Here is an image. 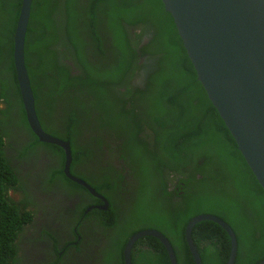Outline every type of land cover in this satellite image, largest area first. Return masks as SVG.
I'll return each instance as SVG.
<instances>
[{"label":"trees","instance_id":"16d2710c","mask_svg":"<svg viewBox=\"0 0 264 264\" xmlns=\"http://www.w3.org/2000/svg\"><path fill=\"white\" fill-rule=\"evenodd\" d=\"M75 2L73 8L81 11L78 18L83 27L95 31L99 18L102 36L116 39L113 49L117 56L109 57L108 63L101 61L86 75H71L67 65L53 55L60 38L56 27L69 21L70 0H32L25 63L41 126L53 136L65 133L72 146L71 172L99 193H108L113 212L107 216L110 219L105 227L111 230L102 260L105 264H124L122 250L128 236L155 228L170 241L177 264H195L184 229L192 216L209 212L228 222L235 232L233 264H257L264 258V191L197 79L173 18L161 0ZM20 3L0 0V264H24L19 242L26 223L34 216L29 210H34V202L30 201L32 175L22 165L37 159L38 151L43 149L55 159L54 165H48L50 177L43 175L46 189L56 184L61 197L76 194L79 205L85 207L92 198L82 185L64 174L63 148L40 141L27 122L13 61V33ZM59 4H67L60 9V19L55 7ZM136 22H144L145 29L152 31L143 50L157 57L144 75L143 88L127 83L120 91L126 72L117 62L118 55L134 52L126 27ZM35 46L37 58L32 57ZM100 53L104 56L106 50ZM47 59L49 64L44 62ZM132 64L138 67L137 57ZM63 101L68 106L53 126L52 114ZM106 133L115 139L107 142ZM103 144L111 146L105 148ZM109 150L117 153L119 160L125 161L124 169L129 170V177L121 176L122 187L115 167L100 169L99 160ZM83 163L92 166L80 168ZM218 200L224 202L220 207L216 206ZM58 212L59 219L66 218L62 210ZM79 228V223L70 225L76 233ZM191 237L202 264H226L230 238L218 223L208 219L196 222ZM52 246L56 247L54 239ZM65 260H72L71 256ZM132 264L171 261L161 241L145 235L135 241Z\"/></svg>","mask_w":264,"mask_h":264},{"label":"water","instance_id":"95a60500","mask_svg":"<svg viewBox=\"0 0 264 264\" xmlns=\"http://www.w3.org/2000/svg\"><path fill=\"white\" fill-rule=\"evenodd\" d=\"M170 13L182 44L207 97L232 134L237 147L264 191V0H161ZM32 0H21L13 33V61L20 97L27 122L40 141L65 149L63 172L94 195L96 190L70 172V147L45 131L35 109V96L25 63V38ZM212 220L227 232L230 253L226 264H233L237 239L234 230L221 217L209 212L192 216L184 237L194 257L202 264L191 237L194 224ZM156 236L177 264L174 249L158 229L133 232L123 247L124 264H131V249L140 236ZM257 264H264V258Z\"/></svg>","mask_w":264,"mask_h":264},{"label":"flooded vegetation","instance_id":"af4514ba","mask_svg":"<svg viewBox=\"0 0 264 264\" xmlns=\"http://www.w3.org/2000/svg\"><path fill=\"white\" fill-rule=\"evenodd\" d=\"M76 1L79 5V2H82L83 0ZM75 4V0H70L71 7H68L72 9L71 14L69 15V21L64 22L63 24H57L56 30L60 35V38L57 45L53 48V55H55L58 59H61L63 63L67 65L71 75H86L94 70L93 67L101 65V61L108 63L109 57L113 56L114 58L117 56L113 49L116 39L112 35L109 40L108 38L102 36L103 32L101 30L99 18L96 22V26L94 27L95 31L92 28L83 27L78 18V12L81 14V11L77 8H73ZM66 6L67 4H59L58 6H55L56 10H59L56 13V16L59 19L62 18V12L60 9ZM63 28H68L69 32H66ZM126 31L130 37V47L134 50V52H132V54L124 53L123 56L118 55L119 60L117 62L120 68L126 72L125 78L122 79L121 84L118 87L120 91L125 90L127 83L143 88L145 80L144 75L152 64L153 59L157 57V55H149L143 50V46L149 42L152 33V31L149 32L145 29L144 22L128 23ZM71 39L73 40L72 42L70 41ZM103 48L106 50V54L104 56L100 53V50ZM32 57H38L36 46L32 52ZM136 57L138 59V67L132 64V61L135 60ZM48 59L44 61L45 64H49L50 60ZM67 106L68 104L65 101H63L60 106L57 104L52 114L51 125H53L52 123L54 122L59 123L58 115L63 114ZM60 125L62 128L64 127L63 121ZM61 134L62 136H65V133ZM75 135L77 138L81 137L82 139V136L77 133H75ZM86 135L88 134L86 133ZM88 137L89 135L85 136V140H87ZM115 137L116 136L110 137L107 133L105 134V139H108L107 142H111L115 139ZM110 146L111 144L102 145V147L105 148H109ZM42 150L38 151L37 159H29L23 163L22 167L23 170L29 171L30 177L32 175L30 189L33 195H31L30 201L34 202L37 206V212L41 213V210L46 209V211L54 217H52V221H48L51 223L48 227V232L56 241V247L52 246L53 250L56 251L58 249L60 254L64 256L72 254V259L74 261L79 259L78 262L80 264H105L102 260V256L104 255L106 249L108 231L111 230L110 228H106L105 225H107L106 222L110 219L107 218V216H110L113 212L111 210V202L108 193H99L100 191H96L99 194V196H97L83 186L92 195V198L87 203V207L79 205L78 195L75 194L69 196L67 194L69 199L66 209L73 212L74 215L64 212V217H66L65 219H56L54 212L62 210L63 206L66 205V197L64 195L61 197L56 184H53L51 188H45L43 175L46 178L50 177L48 165H54L55 159L54 155H49L45 152V150ZM108 152L109 154L105 155V157H101L99 160L100 169L103 170V168L110 169L115 167L120 172L118 182L120 183V187H122L124 182H122L121 176L123 177L125 175L129 177V170L124 169L126 167L125 161L121 162L122 160H119V155L117 153L113 155L111 150ZM91 166V163H83L79 165L80 168L84 169L90 168ZM73 222L80 224V232H71L72 235L69 239L77 237L80 238V241L77 242L73 239L72 244L77 242L79 245L82 241L91 244L89 246L80 247L79 253L71 252V247L74 245L69 244L68 246H65L66 242H64L65 240L61 236L67 237L68 234H61L59 229V224H65L66 228H69L70 224ZM36 230L38 234H41L42 230L40 227H36ZM74 232H76V229H74ZM44 234H46L49 239V235L47 233ZM57 239L59 240V243ZM42 244L43 243L39 244V246ZM32 248L33 247L31 246L23 249L24 256L21 255L22 260L28 256V253H30L31 260L37 262L35 261V257L32 255ZM34 250L38 254L37 257H39V255H43L41 247ZM47 260H49V258H47Z\"/></svg>","mask_w":264,"mask_h":264},{"label":"clouds","instance_id":"9594fccd","mask_svg":"<svg viewBox=\"0 0 264 264\" xmlns=\"http://www.w3.org/2000/svg\"><path fill=\"white\" fill-rule=\"evenodd\" d=\"M29 23V22H28ZM28 28V27H27ZM27 33V32H26ZM25 44H26V38H25ZM32 90H33V88H32ZM33 93H34V91H33ZM35 96V95H34ZM22 102V101H21ZM3 106V105H2ZM35 109H36V106H35ZM36 113H37V110H36ZM37 116H38V114H37ZM39 118V117H38ZM39 121H40V119H39ZM41 124V123H40ZM55 136V135H54ZM56 137H58V138H60V139H62V140H64V141H68V144H69V147H70V155H71V153H72V146H71V143H70V141L68 140V139H65L66 137H64V136H62V137H59V136H56ZM55 144V143H54ZM58 145V144H57ZM14 146V145H13ZM60 146V145H59ZM62 147V146H61ZM63 148V147H62ZM63 152H64V154H66L65 153V149L63 148ZM71 160H72V158H71ZM63 167H64V165H63ZM70 172H71V169H70ZM72 173V172H71ZM65 174V173H64ZM73 174V173H72ZM75 175V174H74ZM77 176V175H76ZM79 177V176H78ZM70 179V178H69ZM75 182V181H74ZM87 182V181H86ZM88 183V182H87ZM94 188V187H93ZM95 189V188H94ZM11 192V191H10ZM98 192V191H97ZM68 199H69V197H66L65 198V203H66V205L65 206H63V208H62V211L63 212H65V213H68V214H72V215H74V213L73 212H71V211H69V210H67L66 208H67V204H68ZM34 210H32V209H29L30 211H31V213L34 215L33 216V218H32V220H30L29 222H27L26 223V225H25V231H24V234L21 236V238H20V244H21V250H22V255L24 256V253H23V249L25 248V247H28V244L30 243L31 244V237H30V235H29V233L31 232V229H32V226H31V224H33V226L36 228V227H40L41 228V230H42V232H41V234H38V241H39V244H41V243H43L41 246H39V244H37V245H32V253H36V251L34 250V249H38L39 247H41L42 248V250H43V255H44V261H46L47 260V258H49V259H53L54 258V260H56V259H58V258H61V260H60V262H58L57 264H75V262L77 263L78 262V260H73L72 259V254H69L68 256H71V259L72 260H65V257L66 256H64V255H61L60 254V251L57 249L56 251H54L53 250V248H52V239H53V236L51 235V234H49V232H48V227H49V225L51 224V223H49L48 221H52V217H51V215L46 211V209H43V210H41V213H39V212H37V206L35 205V203H34V208H33ZM55 213V217H56V219H59V216H58V214H59V212H54ZM48 217H51V218H48ZM47 218V219H46ZM74 220V219H73ZM43 223H45V226H43L42 224ZM74 223V222H73ZM72 224V223H71ZM70 224V225H71ZM80 225V224H79ZM62 226H65V224H59V229H60V233L61 234H63V235H66V232L64 233L62 230H61V227ZM66 227V226H65ZM36 232H37V230H36ZM71 232H73V233H76V232H74V229H70V226H69V232H68V235H67V237H63V236H61L65 241L64 242H66V244H65V246H68L69 244L70 245H74V246H72L71 247V252L72 253H79L80 252V247H85V246H89V245H91L90 243H86V242H84V241H82L79 245H78V243L77 242H79L80 241V238H77V237H74V238H72V239H69L70 237H71ZM44 233H47L48 235H49V239H48V236L46 235V234H44ZM77 233H79V232H77ZM131 235V234H130ZM129 235V236H130ZM128 236V237H129ZM141 237V236H140ZM139 237V238H140ZM73 239H75L77 242H75L74 244H72V240ZM128 239V238H127ZM126 239V240H127ZM137 240V239H136ZM135 240V241H136ZM57 241H58V243H59V240L57 239ZM134 244H135V242H134ZM134 244H133V246H134ZM46 247V250H44L43 249V247ZM133 246H132V249H133ZM132 249H131V264H132ZM36 255H38L37 253H36ZM40 256H42V255H39V257ZM122 256H123V250H122ZM123 262H124V257H123ZM85 264H87V263H85Z\"/></svg>","mask_w":264,"mask_h":264},{"label":"rangeland","instance_id":"374dc122","mask_svg":"<svg viewBox=\"0 0 264 264\" xmlns=\"http://www.w3.org/2000/svg\"><path fill=\"white\" fill-rule=\"evenodd\" d=\"M2 105H3V103L1 102L0 103V106H2ZM244 190L246 191L245 193L250 196V191H247V188L246 187H244ZM246 201H249V200L246 199ZM223 204H224V202L222 200H218L216 206H219L220 207ZM42 225L45 226V223H43ZM31 226H32V229H31V232L29 233V235L31 237V244L29 243L28 244V247H31L32 245L39 244V241H38V238L39 237H38V233L36 232V228L33 226V224H31ZM237 229H239V228H237ZM61 230L64 233L66 232V235L69 232V228H66L65 226H62L61 227ZM43 249L46 250V247L44 246ZM27 255L28 256L25 259H23L24 260V264H40V263L44 262V256L43 255L40 256V257H37L36 253H32V255L36 259L35 261H37V262H34V261L31 260V254L30 253H28Z\"/></svg>","mask_w":264,"mask_h":264}]
</instances>
